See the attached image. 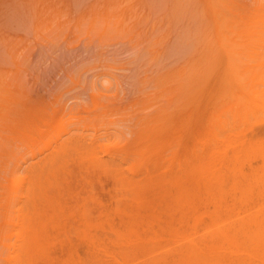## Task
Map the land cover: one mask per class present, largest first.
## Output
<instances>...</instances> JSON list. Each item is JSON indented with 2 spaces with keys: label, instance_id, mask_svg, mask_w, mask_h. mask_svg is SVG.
I'll return each instance as SVG.
<instances>
[{
  "label": "bare ground",
  "instance_id": "bare-ground-1",
  "mask_svg": "<svg viewBox=\"0 0 264 264\" xmlns=\"http://www.w3.org/2000/svg\"><path fill=\"white\" fill-rule=\"evenodd\" d=\"M252 69L264 0H0V264H264Z\"/></svg>",
  "mask_w": 264,
  "mask_h": 264
},
{
  "label": "rangeland",
  "instance_id": "rangeland-1",
  "mask_svg": "<svg viewBox=\"0 0 264 264\" xmlns=\"http://www.w3.org/2000/svg\"><path fill=\"white\" fill-rule=\"evenodd\" d=\"M255 71H256L255 69H252V71H251L252 74H255ZM229 73H231V71L224 68V67L219 69V71H217V74L215 77V84L218 83L224 75H227ZM256 73H257L256 75L259 76V78H257V80H258L257 83L259 82L260 79L264 82V70L258 69V71H256ZM262 81H260V82H262ZM260 82H259V85H260ZM257 83L255 82V86H258V87H256V89L258 88L257 90L258 91L260 90V93H261V91L264 92V84L261 83V85L259 86V85H257ZM221 85H223V84H221ZM221 85H219V86H221ZM216 88H218V87H216ZM218 90H222V89L218 88ZM258 94H259V92H258ZM258 94H257V96H258ZM262 94L259 96H262ZM225 98H230V97H220L219 95L218 96H210V95L206 94V113H209L210 111H212L214 109V107H216L219 103H221ZM260 100H261V102H264V97H260ZM259 108H260V110H259ZM256 110L258 112L255 113L253 111L251 114V115H253V113H255L254 116H249V121H248L249 123H246V124L245 123H237L236 125L232 126L229 129L230 131L228 130L227 133L225 134V137L223 138L224 141H222V146L224 143L223 147H224V150L226 149L225 153L227 154V156H230L233 153V147L229 146L230 142H235V145H236V143H238L240 140L248 138L247 136L254 137L255 134H257V136H255V138H253V139L260 138L264 141V130H263V132H261V131L258 132L259 130L258 131L256 130L257 127H259V126L264 127V108L257 107ZM253 129L255 130V132L252 131ZM258 129H260V127ZM244 134H245V136H244ZM262 150H264V145L262 147ZM244 153H246V152L244 151ZM249 153L250 154H246V156H251L252 159H255V160H252V162L256 163L255 165L258 166L257 167L258 171L255 172L256 173V175H254L255 177L253 176V178H255L257 181H254L255 179L250 178L251 177V175H250L251 169L250 168H251L252 164H254V163L250 164L249 161H247L249 159V157H247L248 158L247 159L245 154H243L244 160H243V158L239 159V160L236 159V161L231 164L230 169H227V167H226L227 163L225 162L224 183L221 186L220 191L219 192L217 191V193H216V194H218V193L223 194L224 193L223 196L226 200L225 204L234 205L232 207H236V209L249 208L250 205L248 203H251V201H253V200L255 201L257 199H260V202H261V200L263 199V201H264V164H263V157H262V154H260V153H254L253 154L251 151ZM239 155H240V152H239ZM254 155H256V156L253 157ZM249 160H251V158ZM244 161H246V162H244ZM259 172H260V174H259ZM244 173L246 174V176ZM231 176H232V178H231ZM230 182H231V184H230ZM247 184L249 186L251 184V187L246 186ZM257 187H258V189H257ZM238 188H239V190H238ZM226 189H228V190H226ZM236 189H237V191H236ZM252 190L257 191V194L255 191H254L255 194L252 193L253 192ZM258 194L260 195V197L256 196ZM104 197H106V196H104ZM261 203H264V202H261ZM209 206L212 208L213 207L212 203L209 204Z\"/></svg>",
  "mask_w": 264,
  "mask_h": 264
}]
</instances>
